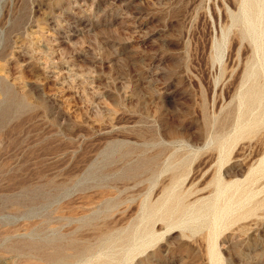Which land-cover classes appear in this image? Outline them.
Wrapping results in <instances>:
<instances>
[{
    "label": "rangeland",
    "instance_id": "obj_1",
    "mask_svg": "<svg viewBox=\"0 0 264 264\" xmlns=\"http://www.w3.org/2000/svg\"><path fill=\"white\" fill-rule=\"evenodd\" d=\"M262 158L264 0H0V264H264Z\"/></svg>",
    "mask_w": 264,
    "mask_h": 264
},
{
    "label": "bare ground",
    "instance_id": "obj_2",
    "mask_svg": "<svg viewBox=\"0 0 264 264\" xmlns=\"http://www.w3.org/2000/svg\"><path fill=\"white\" fill-rule=\"evenodd\" d=\"M256 154V153H255ZM254 154V155H255ZM259 154V153H258ZM238 157V156H237ZM253 159V158H252ZM250 161V160H249ZM264 162V158H262L261 159V163H263ZM256 169V168H255ZM255 169L253 170V171H255ZM252 171V172H253ZM233 183H235V186L237 185V183L239 184V185H237V189H239L240 188V184H241V182H233ZM222 185V183L221 182H219V185H218V189H219V193H222V195H223V193L224 192H226V188L225 187H222L221 186ZM228 185V184H227ZM231 185V184H230ZM226 194V193H225ZM249 195V194H248ZM247 195V196H248ZM229 201V200H228ZM230 202V201H229ZM232 202V201H231ZM217 204V203H216ZM231 204V203H230ZM230 204L228 203L225 207H222V208H220V209H218V208H216L215 209V214H214V224L215 223H217L219 220H221V218L225 215V214H228L229 213V211L231 212V206H230ZM233 210V209H232ZM218 226V225H217Z\"/></svg>",
    "mask_w": 264,
    "mask_h": 264
}]
</instances>
